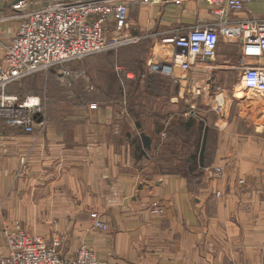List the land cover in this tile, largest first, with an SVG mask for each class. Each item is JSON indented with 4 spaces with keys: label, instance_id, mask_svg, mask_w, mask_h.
<instances>
[{
    "label": "crops",
    "instance_id": "crops-1",
    "mask_svg": "<svg viewBox=\"0 0 264 264\" xmlns=\"http://www.w3.org/2000/svg\"><path fill=\"white\" fill-rule=\"evenodd\" d=\"M28 1L25 11L48 2ZM15 2L0 0V17L16 14ZM227 18L264 21V0ZM216 21L195 0L132 7L125 34L139 36L138 45L100 54L92 68L84 62L80 93L51 97L60 102L42 129L27 134L0 123V257L7 251L3 225L19 221L29 235L60 242L65 258L83 244L100 264H264V96L247 100L239 81L221 78L232 58L241 59L239 44L220 41L214 58L185 75L152 67L174 53L163 39ZM21 22L0 23V64ZM123 52L132 59L126 66ZM244 63L264 65V58ZM188 120L195 134L181 129ZM186 136L199 137V147ZM188 155L196 156L195 174L183 172ZM215 168L222 173L211 178ZM155 203L161 214L152 213ZM92 213L107 231L93 229Z\"/></svg>",
    "mask_w": 264,
    "mask_h": 264
},
{
    "label": "built area",
    "instance_id": "built-area-1",
    "mask_svg": "<svg viewBox=\"0 0 264 264\" xmlns=\"http://www.w3.org/2000/svg\"><path fill=\"white\" fill-rule=\"evenodd\" d=\"M153 0H48L44 6L25 11L30 4L20 0L13 4L16 14L1 16L0 23L21 19V25L3 47L0 64V123L34 133L46 125L44 101L37 95L20 98L9 94V87L38 74H52L60 82L73 86L70 65L103 53L138 45L141 38L126 35L129 9L145 6ZM208 6L217 21L211 26H194L183 33H173L161 41L174 49L167 65L153 62L152 67L165 76H173L178 68L183 75L195 62L214 58L220 41L238 43L241 59L238 70L242 90L264 96V65H248L244 60L264 58V21L228 20V15L244 12L247 4L260 0H195ZM121 71V70H119ZM89 90H93L92 87ZM90 109H96L91 104ZM194 107H191L193 110ZM166 137L165 133L161 138ZM211 178L222 170L212 169ZM244 185L243 181L239 182ZM220 197V194H217ZM151 211L161 214L157 203ZM93 229L107 231L96 213L90 214ZM7 251L0 264H100L93 250L81 244L74 255L65 258L60 242L47 243L26 233L19 221L3 225Z\"/></svg>",
    "mask_w": 264,
    "mask_h": 264
},
{
    "label": "rangeland",
    "instance_id": "rangeland-1",
    "mask_svg": "<svg viewBox=\"0 0 264 264\" xmlns=\"http://www.w3.org/2000/svg\"><path fill=\"white\" fill-rule=\"evenodd\" d=\"M141 46H139L137 48H133V49H135L134 52L136 54L141 53V55L139 57V60H141V61H139V63H141L142 61H145L144 47H141ZM220 49L222 50V46H220ZM102 56H104V55L93 56V57L85 59V61L74 63V66H72V73H73V78H74L73 79V83H74L73 85L74 86H72V87H68L66 82L58 81V78L55 75L38 74V75L28 77L27 79L9 87V89H8L9 94L12 93L13 95H17L21 99L26 97V96L37 95L45 101V107H46L45 109H46V112H48V111H50V109L55 107V104L58 103L57 101L60 102L59 98H53L51 100L50 99L51 97L62 95L63 98L66 99L67 95L70 94V96L72 97V95L74 96L75 94L78 93V91L80 90V86L78 85V83L76 84V82L79 78L83 77L81 70H84L80 66H83L82 64L84 62H88L90 65H92L91 66V68H92L93 64L96 61L104 59V57L102 58ZM118 59H119L120 64L123 66L124 65L126 66L127 64L131 63V60H132L131 58L126 57V52H123V55H121V57H119ZM239 61L240 60L238 58H237V60L235 58L231 59L230 64L226 65L229 68L228 71H226L224 76H221L222 80L229 79V80L235 81V82L239 81V70H238ZM222 62H223L222 59H220V58L217 59V64L221 65ZM105 64L109 65V61H106ZM239 88L242 90L241 85ZM69 89H72V91H69ZM93 90H94V88H93ZM67 91H69V92H67ZM66 92H67V95H66ZM79 93H80V91H79ZM245 96L247 97V100H250V101H254L256 99L255 97H253V96H255L253 93H250V94L247 93V94H245ZM49 100H51V101H49Z\"/></svg>",
    "mask_w": 264,
    "mask_h": 264
},
{
    "label": "trees",
    "instance_id": "trees-1",
    "mask_svg": "<svg viewBox=\"0 0 264 264\" xmlns=\"http://www.w3.org/2000/svg\"><path fill=\"white\" fill-rule=\"evenodd\" d=\"M10 94H12V93H10ZM195 121L194 120H188L187 122H186V124H185V126H184V129L183 128H181L182 130H184V132L187 134V133H190L191 134V132H193L194 134L196 133L195 131H193L194 129V127H195ZM191 131V132H190ZM193 134V135H194ZM193 139V140H192ZM198 139H199V137L197 138V136H194V138H190V136H186V142H189V143H191L192 142V144L193 145H198V147H199V142H198ZM184 141V140H183ZM196 149H197V147H196ZM202 152L203 151H201L200 152V156H199V159L201 158V156H202ZM146 153L145 152H143L142 151V153H141V156H143V155H145ZM188 159H190V164H189V167L187 168V169H185L183 172H186L187 174H195V173H197L196 171H197V164H196V156H193V157H191V156H186ZM186 157H185V160H186ZM166 172H168V173H175L174 172V170L173 169H168L167 168V170H165Z\"/></svg>",
    "mask_w": 264,
    "mask_h": 264
},
{
    "label": "water",
    "instance_id": "water-1",
    "mask_svg": "<svg viewBox=\"0 0 264 264\" xmlns=\"http://www.w3.org/2000/svg\"><path fill=\"white\" fill-rule=\"evenodd\" d=\"M17 1H20V0H16V2ZM137 126L139 127V125H137ZM140 139L142 141L143 148L146 149V150H150V148H151V140L148 137L144 136V135H141Z\"/></svg>",
    "mask_w": 264,
    "mask_h": 264
}]
</instances>
